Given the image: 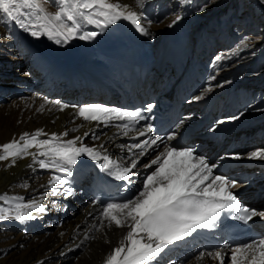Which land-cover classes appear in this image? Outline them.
I'll use <instances>...</instances> for the list:
<instances>
[{"label":"bare ground","instance_id":"6f19581e","mask_svg":"<svg viewBox=\"0 0 264 264\" xmlns=\"http://www.w3.org/2000/svg\"><path fill=\"white\" fill-rule=\"evenodd\" d=\"M111 2L128 5L141 15V23L149 32L142 36L157 63L163 65L177 41H183L187 47L188 56L178 72L188 79L194 71L200 86L195 97L203 98L194 100V105L188 107L187 118L176 138L212 116L214 124L195 136V154L214 166V174L223 175L222 168L231 165L237 168L233 171L237 175L251 166L264 175V159L248 158L254 151L264 150V80H261L264 77V0H251V10L241 16V0H190L189 3L143 0L142 8L136 6L135 0ZM46 7L55 13L59 0H48ZM177 16L181 19L173 24ZM240 27L245 34L259 33L260 39H256L260 41L251 43L250 37L242 35ZM82 30L95 31L98 35L91 40L73 39L57 44L46 35L31 36L0 15V146L39 129L47 135L38 139L68 132L64 140L81 137L77 146L82 142L121 164L138 159L133 169L135 174L131 176L136 197L146 176L156 168V165H145L168 142L158 141L157 145L147 147L141 157L139 149H132L130 153L128 146L155 137L152 133L139 136L138 130L144 127L125 136L121 120L107 121L105 126L103 122L85 121L78 115L77 108L90 104L127 111L125 104L131 88L125 78V74L129 75L126 65L122 69V63L105 56L112 37L99 36L101 28L89 24H84ZM61 63L72 64L74 71L70 80L73 83L60 79ZM208 63L214 68L212 72L206 69ZM18 69L21 71L16 76ZM164 69L162 78L155 84L157 89L163 78L165 81L175 75L172 67ZM209 88L211 91H207ZM55 101L69 107L61 111ZM214 107L216 114L212 113ZM232 156L240 158L232 159ZM98 162L82 154L73 175L65 178L68 183L61 187L50 186L51 178L59 173L40 168L31 156L16 158L14 165L11 159L0 161V196L23 197L24 203L36 200L45 208L44 212L33 211L32 219L0 221V264H105L128 229L109 226V221L102 216L103 209L93 203L90 191L98 175ZM68 187L72 188L71 196L64 192ZM244 187L238 184L231 191H241ZM53 191L60 194L53 195ZM0 207L8 205L0 200ZM261 221L264 226V220ZM219 251L224 264L227 250ZM209 252L184 241L163 255L159 264H220L207 255ZM201 253L205 254L203 258Z\"/></svg>","mask_w":264,"mask_h":264},{"label":"snow or ice","instance_id":"6c2138e0","mask_svg":"<svg viewBox=\"0 0 264 264\" xmlns=\"http://www.w3.org/2000/svg\"><path fill=\"white\" fill-rule=\"evenodd\" d=\"M135 2L137 7H143V0ZM180 2L189 3L190 0ZM47 4L48 0H0V15L6 17L9 22H15L31 36L40 38L46 35L57 44H66L73 39L95 38L98 33L83 31L84 24L96 25L103 29L121 19L129 21L142 35H149L148 28L141 23V15L130 10L125 4L111 0H59L55 13L48 11ZM200 11H203V8ZM180 19L181 17L177 16L172 23L175 24ZM216 59L219 60L220 57ZM207 91H211V88ZM202 98L194 97L197 101ZM54 103L59 105L61 111L69 107L60 101ZM151 108L152 105H148L149 111ZM76 111L85 121L103 122L105 126L110 120H126L128 123L122 125L125 136L134 130L140 120L146 119L139 111H125L101 104L85 105ZM151 132L153 126L148 124L138 130V135L145 136ZM42 135L47 134L39 129L32 134L24 133L19 140L13 139L3 144L0 146V161L11 159V165H14L16 158L31 156L40 168L59 173L51 178L50 186L63 187L68 183L65 178L73 175V168L78 164L79 157L87 154L92 160L101 162V169L108 176L118 181L132 182L131 176L135 174L133 169L137 167L138 159L133 158L128 164H121L107 154L102 155L96 149L84 146L82 142L81 146H77L81 137L64 140L63 137L67 136L68 132L38 139ZM87 135L85 133V136ZM174 138L175 133L166 137L168 141ZM158 141L163 143L164 138L153 137L130 145L129 152L139 149L138 155L142 157L146 154V148L157 145ZM33 148L37 151L30 152L29 149ZM248 158L264 159V150L254 151ZM153 165L157 167L146 176L142 190L134 199L125 203H109L103 209L102 216L109 221V226L128 229L119 246L107 256L105 264H159L163 255L180 242L192 237L194 233L216 228L224 212L231 213L233 219L245 224L253 221L255 217L264 220V211L242 205L237 195L231 191L237 188V181L214 174V166L203 157L197 156L191 148L178 149L165 145L164 150L145 167ZM64 192L68 196L73 194L71 187L65 188ZM52 194L60 193L53 191ZM0 200L8 205L0 207V221L32 219L33 211H45L43 205L36 200L24 203L23 197L18 196L10 199L0 196ZM230 252V264H264V239L237 245L231 248ZM204 255L201 253L200 257L203 258ZM207 255L223 264L221 251L209 252Z\"/></svg>","mask_w":264,"mask_h":264},{"label":"rangeland","instance_id":"374dc122","mask_svg":"<svg viewBox=\"0 0 264 264\" xmlns=\"http://www.w3.org/2000/svg\"><path fill=\"white\" fill-rule=\"evenodd\" d=\"M240 3H241V7H242V8H241V9H242V10H241L242 12L240 13V16H241V15L244 14L245 11H248L249 9L251 10V8H250V7H251V0H241ZM232 4H233V2H232ZM241 29L243 30L242 27H240V30H241ZM245 33H246L245 30H243L242 35H245V36L248 37V38L250 37V42H251V43L254 42V41H260V40H257V39H260V34H259V33H254V34H252V35H251V34H245ZM258 35H259V36H258ZM258 37H259V38H258ZM256 38H257V39H256ZM19 71H21V69H18L17 72L14 73V75H16V76L19 75V73H20ZM261 80H264V77H263ZM144 159H145V158H144ZM156 167H157V166H156ZM154 170H155V168H154L152 171H154ZM152 171H151V172H152ZM224 264H229V259H226L225 262H224Z\"/></svg>","mask_w":264,"mask_h":264}]
</instances>
